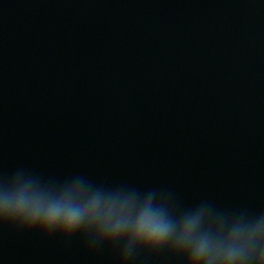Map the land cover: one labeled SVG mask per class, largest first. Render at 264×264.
I'll list each match as a JSON object with an SVG mask.
<instances>
[{
  "label": "water",
  "instance_id": "95a60500",
  "mask_svg": "<svg viewBox=\"0 0 264 264\" xmlns=\"http://www.w3.org/2000/svg\"><path fill=\"white\" fill-rule=\"evenodd\" d=\"M19 164L264 210V0H0V173ZM0 264L117 261L0 231Z\"/></svg>",
  "mask_w": 264,
  "mask_h": 264
},
{
  "label": "clouds",
  "instance_id": "9594fccd",
  "mask_svg": "<svg viewBox=\"0 0 264 264\" xmlns=\"http://www.w3.org/2000/svg\"><path fill=\"white\" fill-rule=\"evenodd\" d=\"M0 231L80 242L117 264H264V210L181 203L167 186L46 175L19 164L0 173Z\"/></svg>",
  "mask_w": 264,
  "mask_h": 264
}]
</instances>
